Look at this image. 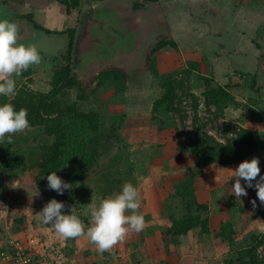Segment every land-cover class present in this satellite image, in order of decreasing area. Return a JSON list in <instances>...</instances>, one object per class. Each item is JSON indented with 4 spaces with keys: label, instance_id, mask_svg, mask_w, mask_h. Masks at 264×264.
Returning a JSON list of instances; mask_svg holds the SVG:
<instances>
[{
    "label": "rangeland",
    "instance_id": "rangeland-1",
    "mask_svg": "<svg viewBox=\"0 0 264 264\" xmlns=\"http://www.w3.org/2000/svg\"><path fill=\"white\" fill-rule=\"evenodd\" d=\"M86 1L82 6H86ZM90 1L94 5L91 21L80 26L83 24L81 13L75 20L76 28H82L78 43L81 55L77 57L75 64L86 90L82 92L78 87L72 88L65 100L69 103L77 102L83 110H95L100 114L103 122L100 158L87 170L82 169L77 163L65 165L57 175L70 182L73 187L66 190L65 194L57 193L53 197L47 194L49 190L47 177L40 175L35 164L40 159L43 147L50 145L54 137L46 135L44 128L38 126L15 134L12 143H8L7 140L0 143V165L4 159L13 160L20 156L25 158V163L13 170V176L9 181L0 167V252L7 247L12 250L13 247L10 245L13 241L33 238L38 242L37 247L33 248L40 252L38 256L41 264L68 262L66 254H63L61 249L62 239L68 238L61 237L51 225L44 224L39 214L51 199L63 201L66 213L70 214L72 210V213L78 215L84 224L88 225L90 204L92 202L98 204L101 199L119 192L125 182L130 181L138 185L141 196L140 211L145 213L144 206H147V201L157 199L165 187L164 182L173 180L172 177L175 175L180 177L184 174L187 179L194 176L195 184L199 177H208L200 158L190 151V144L198 133L196 125L200 127V131L204 130L219 141L225 142L224 130L229 122L228 115L225 110L222 113L215 106H205L202 101L204 96L201 97L204 87L200 76H192L188 83L185 81V73L180 72L188 68L189 61L192 60L190 58L196 53L194 49H199L200 53L206 50L201 47L202 43H199L201 40L194 37L198 36L199 32H205L204 29L210 32V28L218 23L217 19L221 20L220 23H225V19L230 20L233 14L231 10L237 6L245 5L255 10L264 8V0H225V4L228 5H225L226 11H221L223 8L218 7V0H159L145 3L142 8L136 10L133 7L136 0ZM25 6L28 5L24 3L21 6L24 8H20L24 18L32 13L35 18L38 17L36 6L32 9ZM261 13L258 17H264ZM21 20L22 26L26 19ZM262 26L264 27V20ZM179 28H182V31ZM35 31L30 24V29L25 32L23 38L20 36L19 42L35 45L38 50L41 47L47 49L49 51L47 54L54 53L47 63L41 66L36 64L35 74L26 81L33 90L47 92L51 89L53 68L60 64L64 60L63 56L67 54L65 48L67 38L56 33L47 34L43 30L35 34ZM162 37L176 40L177 46H166L155 53L159 73L154 74L148 68V59L152 48ZM252 40L255 46L262 44L261 38L256 34ZM76 41L77 36L75 43ZM210 52L217 51L213 48ZM109 67L127 72L125 90H118L112 83L97 87L96 76ZM172 72L184 80L183 83L186 85L182 90V103L179 105L181 111L171 116L162 115L155 120L152 107L154 100L162 93L160 75ZM18 83L21 84L23 81ZM231 90L233 93L237 92L236 88L232 87ZM191 93H196L202 99L197 123L192 106L193 100L189 95ZM243 93L247 94L246 91ZM243 93L240 96L237 93L235 99L236 102L237 100L241 102V98L240 106L246 107L249 102ZM84 94V99L79 98ZM232 105L228 106V111ZM78 148H80L78 152H81L86 148V143ZM216 167L213 166L211 169L215 175L218 172ZM241 183L244 184V181ZM150 188L158 193L151 194ZM254 189L248 188V195L241 199L233 195L234 199L225 198L224 202L216 200L214 203V198L223 197L224 191L209 190L206 187L201 191V188H197L198 195L196 192L195 194L200 197L201 202L203 200L206 202V199L212 200L208 202L209 209L204 212V216L209 217V226L214 225L212 227L214 231L228 221L237 226L235 242L232 245L226 242L225 247L211 244L213 237L199 240L196 231L197 234L192 235L190 240L193 253L200 257L197 258L199 261L197 264H226L227 259L237 257L236 250L243 248L252 234L264 231V215L256 210L259 208L263 211L264 204L260 203ZM162 192H167V189ZM253 199L257 201L255 207L252 205ZM162 201L161 199V203ZM179 204L182 207L177 213L165 215L166 221L185 215V204L181 198L178 199L177 205ZM240 207L244 208L243 212ZM144 216L147 222V215ZM133 235L134 233L130 231L125 238H132ZM126 250L124 241L118 242L115 248L99 252V264H126L130 259L129 253L134 252L133 249L129 252ZM184 250L187 251L185 247ZM259 253L264 257V247L259 249ZM5 263L7 262L0 259V264Z\"/></svg>",
    "mask_w": 264,
    "mask_h": 264
},
{
    "label": "trees",
    "instance_id": "trees-1",
    "mask_svg": "<svg viewBox=\"0 0 264 264\" xmlns=\"http://www.w3.org/2000/svg\"><path fill=\"white\" fill-rule=\"evenodd\" d=\"M60 1L66 6L67 12L70 13L73 9H80L85 0ZM157 1L159 0H136L133 7L136 10L142 8L145 3ZM21 16H24V14ZM30 18L37 27H43L41 23L28 15L27 20ZM68 31L70 36L68 51L63 56L64 60L53 68L51 89L49 91H35L29 87L30 84L26 80L35 74V70L29 66L19 76L14 77L17 85L16 95L11 99L0 96V103L11 102L17 110L20 108L27 109L30 127L42 126L46 135L54 137L50 145L43 147L40 159L35 164L39 168L40 175L46 177L51 171L59 173L69 163H77L84 170L90 169L100 158L103 137L101 133L103 122L100 114L95 110H83L77 102L69 103L65 100L72 88L78 87L82 92L86 90L79 70L74 65L75 40L78 28L69 29ZM166 46L176 47L177 41L162 37L152 48L148 59V68L154 74L159 73L155 53ZM183 73H185V81L188 83H190L194 73H198L203 80L204 88L201 97L204 96V100L199 98L196 93L189 94L193 100L192 106L195 118H197L196 123L202 104L201 100L206 107L215 106L222 113L230 104L236 107L240 106L235 101V95L231 90L237 84L233 82L225 86L218 84L214 77L201 74L199 64L195 61H189L188 68L180 72V74ZM127 79L128 74L126 71L109 67L101 71L96 76L95 81L97 87L112 83L118 90L122 91L127 87ZM160 79L162 93L160 97L154 100L152 107L155 120L162 115L171 116L181 111L179 105L182 103V90L186 87L183 83L184 80L175 76L174 72L161 74ZM18 81H23V83L20 84ZM83 97H85V94L79 96L81 99H84ZM199 128L196 125L198 133L196 139L190 144V151L200 158L203 167L217 166L225 169L229 165L241 163L258 150L259 144L255 139L253 130L241 125L238 119L229 120L224 130L225 142L219 141L204 130L200 131ZM84 143H86V148L78 152V149H80L78 146ZM24 159V156H20L13 160H2L0 167L5 177L10 179L13 176V170L18 165L25 163ZM254 191L256 192V189ZM65 193L66 191L63 194ZM47 194L54 197L57 192L49 189ZM172 196L182 199L185 204V215L172 219V225L168 226L163 233L165 239H168L170 235H185L197 228L200 229L203 235L210 232L209 217L204 216V212L208 211L209 205L198 202L194 188V176H189L185 182L177 185ZM239 209L242 212L244 211V208L240 207ZM256 210L264 215V210L262 211L259 208H256ZM221 227L225 241L232 245L236 240L233 223L229 221L223 223ZM261 247H264V231L252 234L246 245L236 250L237 257L227 259L226 264H264V257H261L259 253Z\"/></svg>",
    "mask_w": 264,
    "mask_h": 264
},
{
    "label": "crops",
    "instance_id": "crops-1",
    "mask_svg": "<svg viewBox=\"0 0 264 264\" xmlns=\"http://www.w3.org/2000/svg\"><path fill=\"white\" fill-rule=\"evenodd\" d=\"M24 3L28 5L25 7L31 9L36 6V12L39 13L38 17L35 18L33 13L30 15L41 23L43 27H37L35 23L31 21V18L29 20H27V18L24 20L27 22L26 25L25 22H23L22 26L20 25L22 23L21 18L25 19L21 16L24 14L21 13L23 11L20 10V8H24L21 7ZM225 5V0H218V7L223 8L221 11H226L224 8L228 5ZM83 11L84 6H81L80 9H73L68 13L66 6L61 3L60 0H0V19H7L15 22L19 27V38L30 29V24H32L36 29L35 34L38 31L43 30L47 34L56 33L57 35L66 37V52L68 51L70 41L68 30L76 28V16L80 13L82 16ZM231 12H233V14L231 15L230 20L225 19V23H220L221 20L219 21L217 19L216 22L218 23L216 26L210 28V32H208L207 29H204L205 32L203 33L198 31V36L194 37H197L199 41L201 40L198 42L202 43L201 47L206 50L204 53H200L199 49H194L196 53L194 52L195 56L190 58L192 59L190 61L198 62L201 74L214 77L216 82L222 86H225L230 82L237 84L235 87L233 86V88L237 89V92L234 91V95H237L238 93L240 96L244 91L247 92V94L243 93V95L246 96L245 99L249 102L246 107H236L235 105H232L229 111L228 107L225 111L229 120L238 119L241 125L253 130L259 147L258 150L247 159H252L253 157L259 158L261 167L260 175H262L264 174V27L262 26L264 17H258V14L260 12H262L261 15L264 14V8L255 10L243 5L232 8ZM221 18L224 19L222 16ZM28 27L29 29H27ZM179 29L182 31V28ZM255 34L261 38L262 44H258L257 46L253 45L252 39ZM181 35L179 36L181 37ZM213 48L217 52H210ZM57 51L58 50L56 49L55 52ZM39 52L41 56V61L39 63L40 66L45 62L47 63V60L54 53L47 54L49 51L42 47ZM204 60L206 62H204ZM31 67L35 70V65H31ZM196 75L199 77L198 73H194L193 77ZM240 100L242 102L241 98ZM237 102L239 105L242 104L238 100ZM239 164L229 165L225 169L216 167L218 170L217 175L214 174V171L211 172L213 166L204 167V170H206L205 173L208 174V177H199L197 181L195 180L196 184L194 182V188L196 194L198 195V187L201 188V191L203 187H206L209 190L215 191L220 189L224 191V196L214 198V203H216V200L217 202L219 200L223 201L225 198H229V200H231V198L234 199L233 195L230 194L231 184L235 182V177L232 178L233 173L231 169H234L233 167H238ZM172 179L173 180L164 182L165 187H163L162 191L167 189V192L161 191V194L157 199H149L150 201H147V206H144L146 211H144L145 213L143 214L147 215L146 219L148 220L145 229L140 233L132 231V233H134L132 238L128 237V239L125 238L126 240H123L125 248H127L126 251L129 252L131 249L134 250L133 253H129L130 255L128 254L130 259L126 264H197L200 257L193 253L194 249L190 240L192 235L195 236V234H197L195 233L196 231L200 237L199 240H206L213 237V242L211 244L215 243L216 246L223 247L227 245L222 227L217 231H214L212 229L214 225L212 224L210 226V232L205 233L204 235L201 233L200 229L197 228L191 230L185 235H170L168 239L164 238L163 233L167 230V226L172 225V220L166 221L165 215H171L173 212L177 213L182 207H180V204L177 205L179 198L177 199L176 197L175 199L172 196L173 190L175 189V186L179 185V183L185 182L187 176L184 174L180 177L175 175ZM220 179L221 182H219ZM7 181H9V179ZM202 183H204L205 186ZM8 189L10 190L9 187ZM149 192H151V194L158 193L153 192L151 188ZM161 199L163 200L162 203ZM197 200L200 203L207 204L209 201H212L211 199H206V202L205 200L201 202L199 196H197ZM163 202H167V204ZM233 227L237 233V226L233 224ZM236 233H234V236ZM61 244L63 254H66L68 261L63 264H99L100 262V251H98L97 247L89 241L86 235L79 238H73L72 240H70V238L66 240L62 239ZM138 245H140V247ZM184 247L187 251L184 250ZM113 248H115V246ZM139 255H141V258H139Z\"/></svg>",
    "mask_w": 264,
    "mask_h": 264
},
{
    "label": "clouds",
    "instance_id": "clouds-1",
    "mask_svg": "<svg viewBox=\"0 0 264 264\" xmlns=\"http://www.w3.org/2000/svg\"><path fill=\"white\" fill-rule=\"evenodd\" d=\"M91 21V20H90ZM41 56L35 45L19 42L18 25L7 19H0V96L11 99L16 95V80L23 70L39 64ZM30 128L28 112L25 108L17 110L11 102L0 103V143H12L13 136ZM232 170L231 193L241 199L248 195V188L257 190V197L264 204V175L258 157L242 161ZM48 187L59 194L72 189L73 185L51 171L47 175ZM244 181V184L241 183ZM246 185V186H245ZM256 199L252 200L255 207ZM141 196L138 185L125 182L120 191L103 198L99 203L90 204V221L85 225L81 218L66 213V205L55 198L48 201L39 212L42 222L51 225L63 238L87 236L101 253L112 249L125 239L130 232H141L146 227L144 214L140 211Z\"/></svg>",
    "mask_w": 264,
    "mask_h": 264
},
{
    "label": "built area",
    "instance_id": "built-area-1",
    "mask_svg": "<svg viewBox=\"0 0 264 264\" xmlns=\"http://www.w3.org/2000/svg\"><path fill=\"white\" fill-rule=\"evenodd\" d=\"M37 240L30 238L25 241L16 240L9 247L0 252V259L10 264H41L38 252L33 247H37ZM5 263V264H7Z\"/></svg>",
    "mask_w": 264,
    "mask_h": 264
},
{
    "label": "water",
    "instance_id": "water-1",
    "mask_svg": "<svg viewBox=\"0 0 264 264\" xmlns=\"http://www.w3.org/2000/svg\"><path fill=\"white\" fill-rule=\"evenodd\" d=\"M94 5L91 3V1L89 2V0L86 1V6H84V11H83V14H82V18H81V22L83 24H87L90 22L91 20V16L93 15L94 13ZM81 33H82V28L79 27V30H78V35H77V41L75 43V57H74V61L77 60V57L81 55V48L79 47V40L81 39ZM75 67H77L76 64H74Z\"/></svg>",
    "mask_w": 264,
    "mask_h": 264
}]
</instances>
